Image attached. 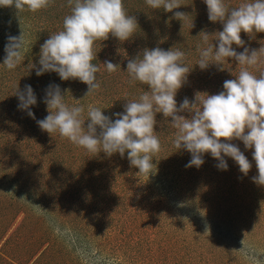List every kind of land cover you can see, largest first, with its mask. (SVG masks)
<instances>
[{"label":"rangeland","instance_id":"obj_1","mask_svg":"<svg viewBox=\"0 0 264 264\" xmlns=\"http://www.w3.org/2000/svg\"><path fill=\"white\" fill-rule=\"evenodd\" d=\"M179 2V9L166 12L152 9L146 0H123L139 26L127 41L110 35L95 42L100 88L86 98L88 86L78 79L65 81L54 71L36 75L41 45L63 30L71 13L69 0H50L35 12L0 7V63L9 38L23 33L17 67L0 64V264H264V186L253 182L258 175L254 149L242 141L231 143L251 162L247 175L227 156V170L219 169L210 153L203 155L202 166L186 167L191 153L177 149L171 118L157 113L160 150L152 161L155 172L146 175L130 165L127 153L123 158L90 153L37 124L49 114L45 98L56 86L69 107L84 106L85 128L89 105L114 121L127 100L150 90L131 78L128 60L155 47L176 46L185 53L183 63L190 72H197L178 90V106L186 97L193 101L197 92L223 91L224 81L235 79L246 66L229 59L224 67L201 70L199 49L217 43L214 34L223 24L209 20L204 0ZM224 2L235 7L245 0ZM176 11L190 16L182 23ZM202 32L213 35L207 45ZM241 38L246 47L264 46V33L242 32ZM261 60L249 69L254 75L264 71V56ZM105 61L119 67L108 72ZM26 85L37 99L30 109L35 119L18 108L16 92Z\"/></svg>","mask_w":264,"mask_h":264},{"label":"clouds","instance_id":"obj_2","mask_svg":"<svg viewBox=\"0 0 264 264\" xmlns=\"http://www.w3.org/2000/svg\"><path fill=\"white\" fill-rule=\"evenodd\" d=\"M50 0H0V7H15L18 12L25 7L38 11L49 6ZM152 9L173 12L182 5L179 0H146ZM211 22L223 24L218 31L216 44L199 49L198 66L201 70L210 65L223 66L224 60L234 59L244 67L235 79L225 80L223 91L218 94L197 92L195 99L187 97L179 104L176 95L187 81L191 71L183 63L185 53L173 47L144 49L135 58L129 59L127 72L134 81L147 85L150 89L137 100H127L124 111L115 113L114 121L99 107H87V127L83 118L84 106L69 107L64 101L66 95L59 86L50 89L45 98L48 115L37 121L42 131L50 135L58 132L73 144L85 148L90 153L104 152L108 156L119 153L127 158L138 174L152 175L156 170L154 155L160 150V141L154 130L156 114L162 113L171 118L177 130L175 146L191 153L186 167H200L203 155L210 153L219 163L217 167L227 170L225 156L238 164L240 171L247 175L252 164L240 148L231 143L240 140L247 149H254L258 175L253 182L264 186V71L254 75L250 68H256L264 56V46L259 50L245 46L241 33H264V0H245L235 7H229L224 0H204ZM71 13L63 20V30L50 35L42 45L36 75L54 71L62 80L78 79L88 86L85 98L100 88L97 73L99 66L93 63L94 44L113 36L124 42L132 38L138 22L136 17L127 14L123 0H69ZM182 21L190 16L181 11L174 13ZM203 42L208 44L209 35L205 32ZM6 46L4 66L9 70L17 67L23 47V33L10 37ZM243 48L237 52L233 45ZM108 72L119 67L105 61ZM224 67V66H223ZM221 70H223L221 68ZM20 104L18 108L31 112L37 103L31 85L23 92L17 90ZM189 112L190 118L179 113Z\"/></svg>","mask_w":264,"mask_h":264},{"label":"trees","instance_id":"obj_3","mask_svg":"<svg viewBox=\"0 0 264 264\" xmlns=\"http://www.w3.org/2000/svg\"><path fill=\"white\" fill-rule=\"evenodd\" d=\"M184 63H186V61H185ZM196 73H197L196 71L190 72L189 76L187 77L188 81H189V79L192 80V79L196 78V77H195ZM199 74H200V73H199ZM192 81H193V80H192ZM206 81H207V80H205L204 82H206ZM186 82H187V81H186ZM204 82H203V83H204ZM208 82H209V81H208ZM208 82H207V83H208ZM203 83H201V84H203ZM179 114H180V115H183V113H179ZM213 164H214V163H213Z\"/></svg>","mask_w":264,"mask_h":264}]
</instances>
